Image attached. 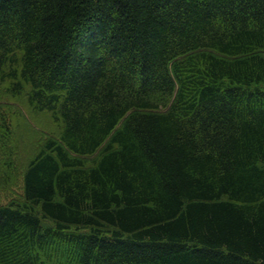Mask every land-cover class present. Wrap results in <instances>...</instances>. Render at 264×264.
Returning a JSON list of instances; mask_svg holds the SVG:
<instances>
[{
    "label": "trees",
    "instance_id": "obj_1",
    "mask_svg": "<svg viewBox=\"0 0 264 264\" xmlns=\"http://www.w3.org/2000/svg\"><path fill=\"white\" fill-rule=\"evenodd\" d=\"M3 81L60 131L0 264H264V0H0Z\"/></svg>",
    "mask_w": 264,
    "mask_h": 264
},
{
    "label": "rangeland",
    "instance_id": "obj_2",
    "mask_svg": "<svg viewBox=\"0 0 264 264\" xmlns=\"http://www.w3.org/2000/svg\"><path fill=\"white\" fill-rule=\"evenodd\" d=\"M26 95L12 94L0 84V203L22 200L23 171L43 140L59 134L47 111H35Z\"/></svg>",
    "mask_w": 264,
    "mask_h": 264
}]
</instances>
